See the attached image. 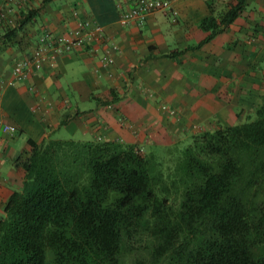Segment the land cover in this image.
I'll return each mask as SVG.
<instances>
[{"label":"trees","instance_id":"16d2710c","mask_svg":"<svg viewBox=\"0 0 264 264\" xmlns=\"http://www.w3.org/2000/svg\"><path fill=\"white\" fill-rule=\"evenodd\" d=\"M235 1L221 12L208 4L199 26L209 34L194 48L235 21L246 0ZM31 146L0 218V264H264V103L164 151L59 138Z\"/></svg>","mask_w":264,"mask_h":264},{"label":"crops","instance_id":"0c3cea01","mask_svg":"<svg viewBox=\"0 0 264 264\" xmlns=\"http://www.w3.org/2000/svg\"><path fill=\"white\" fill-rule=\"evenodd\" d=\"M168 11L122 24L133 0H17L0 20V218L19 190L22 163L48 138L120 141L145 152L188 134L236 125L264 103V0H246L241 14L199 48L209 32L199 23L235 0H167ZM30 9L38 16L7 42L1 37ZM85 19L98 23L105 42L52 56L42 50L44 29L72 34ZM5 41V42H3ZM116 46V49H112ZM171 50L183 51L168 56ZM107 51L113 65L101 61ZM26 62L29 75L14 73ZM197 130V131H196ZM76 140V139H74Z\"/></svg>","mask_w":264,"mask_h":264},{"label":"built area","instance_id":"2783aa9c","mask_svg":"<svg viewBox=\"0 0 264 264\" xmlns=\"http://www.w3.org/2000/svg\"><path fill=\"white\" fill-rule=\"evenodd\" d=\"M17 0H0V20L5 18V14L10 11V8L5 5L16 2ZM2 3H5L4 8ZM170 3L167 0H135V2L127 9L120 13V21L122 24L136 22L148 13L156 11H168ZM105 42V35L102 27L92 19H85L79 23V27L74 30L70 36H54L50 30L44 29L39 37V46L42 50L50 49L52 56L60 55L68 52L76 47H84L87 44H96L93 47L94 51L99 49L100 44ZM112 46V49H116ZM104 65H113L114 59L107 51V55L101 60ZM29 67L26 62H18L14 66V73L18 78L26 79L29 75ZM0 129L8 131L10 126L4 124L0 120ZM2 140L0 138V145Z\"/></svg>","mask_w":264,"mask_h":264},{"label":"rangeland","instance_id":"374dc122","mask_svg":"<svg viewBox=\"0 0 264 264\" xmlns=\"http://www.w3.org/2000/svg\"><path fill=\"white\" fill-rule=\"evenodd\" d=\"M60 133H61L60 135H62V137L65 138V139H76V140H79V138H77V137L71 138L72 137L71 135H68L67 133L65 134L64 131H62V130L60 131ZM159 150L164 151L165 148H159ZM160 153H163V152H160Z\"/></svg>","mask_w":264,"mask_h":264}]
</instances>
